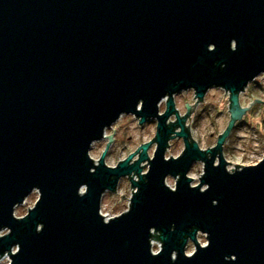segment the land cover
Wrapping results in <instances>:
<instances>
[{
    "label": "water",
    "instance_id": "obj_1",
    "mask_svg": "<svg viewBox=\"0 0 264 264\" xmlns=\"http://www.w3.org/2000/svg\"><path fill=\"white\" fill-rule=\"evenodd\" d=\"M260 72L264 0H0V227L12 228L0 252L21 244L15 264H264V164L228 175L208 160L207 193L183 178L176 193L164 187L168 173L207 160L189 144L180 161L164 162L174 104L160 118V150L148 182L135 185L130 214L104 224L99 197L139 162L115 171L102 164L92 174L87 157L103 126L135 112L141 99L137 115L149 120L166 93L194 87L203 97L213 85L236 92ZM229 101L240 118L238 96ZM82 184L90 187L83 198ZM33 187L41 202L14 219L13 205ZM193 225L210 233L211 246L187 259L181 241L194 238ZM151 227L164 233L160 256L150 252ZM232 255L238 259H225Z\"/></svg>",
    "mask_w": 264,
    "mask_h": 264
},
{
    "label": "clouds",
    "instance_id": "obj_2",
    "mask_svg": "<svg viewBox=\"0 0 264 264\" xmlns=\"http://www.w3.org/2000/svg\"><path fill=\"white\" fill-rule=\"evenodd\" d=\"M231 51L238 50V41L232 39L230 42ZM215 44L208 46V51L214 52ZM221 69L227 64H221ZM259 85V87H257ZM255 86V90H254ZM264 89V72L255 75L242 90L233 92L222 86L213 85L209 87L203 97L198 94L194 87L181 89L179 92L164 94L156 105L158 114L145 120L143 116L137 115L142 112L145 106L143 99L139 100L135 112L122 111L117 118L109 125H104L100 138L89 142L87 157L93 162L90 169L92 174L103 164L109 170H118L124 162L129 167H134L139 162V168L119 178L115 187H107L99 197L98 215L104 224L130 214L134 206V199L140 194V185L147 183L148 176L152 171V162L156 160L160 150L158 140L160 130V118L165 117L174 104V111L167 116L165 125L172 130L165 147L163 160L165 163L180 161L186 154L189 144L206 155L204 158L196 159L191 167L183 173L175 175L168 173L163 178V185L172 193L178 191L181 179L187 180L188 187L192 190L199 189L201 194L207 193L211 185L203 182L207 175V161L211 160L214 168L223 166L228 175L243 173L246 169H254L264 164V92L257 94V91ZM188 96L190 99L184 105L176 103L177 97ZM233 96H238L239 107L244 114L234 120V117L227 110V103L232 101ZM225 113V115H218ZM181 121L183 124L181 125ZM153 125H156L154 128ZM126 130L130 140L121 144L118 133ZM231 129H235L233 132ZM184 133L187 135L185 136ZM223 142L221 144V138ZM212 140L209 143V140ZM187 142L182 150L176 148L180 143ZM145 148H147V159L142 160ZM215 150V155L213 152ZM131 158V159H130ZM116 180V177H112ZM90 192L88 184H82L77 194L83 198ZM43 198V191L39 187L33 189L23 197L21 202L13 205L12 216L21 221L26 219L35 210ZM213 206H218L219 201L213 200ZM21 210H24L23 214ZM44 224L36 227L37 232H43ZM171 231H176V225L171 226ZM189 232L193 235H185L184 256L192 259L200 249H208L211 246L210 233L193 225ZM12 234V228L0 227V240L6 239ZM150 252L160 256L164 251V233L156 227L149 229ZM186 241V243H185ZM199 245V248L198 246ZM22 251L19 243L12 245L9 249L0 252V264H15L14 257ZM179 258V251L171 253L172 261ZM226 260L236 261L237 256L225 257Z\"/></svg>",
    "mask_w": 264,
    "mask_h": 264
},
{
    "label": "rangeland",
    "instance_id": "obj_3",
    "mask_svg": "<svg viewBox=\"0 0 264 264\" xmlns=\"http://www.w3.org/2000/svg\"><path fill=\"white\" fill-rule=\"evenodd\" d=\"M257 87H259V85H257ZM254 90H255V86H254ZM260 92H264V89H260L259 91H257V94L259 95ZM189 99H190V97H188V96L181 97L179 99V103L182 106V105H184V102L185 101H188ZM229 104H230V101H228V103H227V110H228V112H229ZM229 113H231V112H229ZM218 115H225V113H218ZM232 132H233V136H234L235 129H232ZM118 138H119L121 144L125 143V141L130 140V138L127 135V131L126 130H123V129L121 130V132L118 133ZM211 142H212V140L210 138L209 143H211ZM182 148H183V145L181 144V146L179 148H176V150L177 151H180V150H182ZM23 212H24V210H21V213L22 214H23Z\"/></svg>",
    "mask_w": 264,
    "mask_h": 264
},
{
    "label": "flooded vegetation",
    "instance_id": "obj_4",
    "mask_svg": "<svg viewBox=\"0 0 264 264\" xmlns=\"http://www.w3.org/2000/svg\"><path fill=\"white\" fill-rule=\"evenodd\" d=\"M181 97H177L176 98V103L178 104V105H181L180 103H179V99H180ZM187 101H185L184 102V104L186 103ZM154 127H156V125H153ZM175 143H180V144H182L183 145V148L185 147V142H183V143H181V142H174V144Z\"/></svg>",
    "mask_w": 264,
    "mask_h": 264
}]
</instances>
